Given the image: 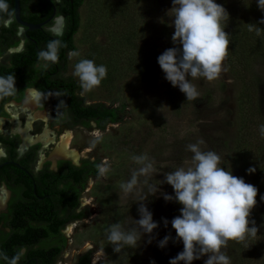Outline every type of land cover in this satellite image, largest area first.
Here are the masks:
<instances>
[{"label": "rangeland", "instance_id": "1", "mask_svg": "<svg viewBox=\"0 0 264 264\" xmlns=\"http://www.w3.org/2000/svg\"><path fill=\"white\" fill-rule=\"evenodd\" d=\"M215 2L230 14L245 0ZM172 7V0H85L78 9L80 26L74 44L80 56L69 59L67 54L66 69L59 77L79 85L72 73L75 63L82 58L106 66L107 77L99 87L88 93L80 88L76 94L84 105L100 104L118 112L116 120L104 124L102 129L94 122L86 127L74 126L66 117L60 97L52 96L43 111L50 109L48 123L41 120L32 123L30 134L33 136L47 128L58 139L63 132L70 131L74 149L80 153L89 149L90 152L77 163L70 160L71 165L79 166L82 161L100 165L107 160L110 166L106 177H99L97 172L86 178L75 211L81 215L71 222L70 237L62 235L64 243L54 264H77V259L83 255H87L89 261L92 258V264L95 259L97 264H169L170 259L183 250V245L180 241L173 243L175 230L171 220L180 214L182 206L164 200L163 194L174 195L167 183L159 185L161 191L143 201L158 224L151 234V243H148L149 234H144L137 246L125 245L116 253L108 244L106 230L115 223L124 231L136 228L135 220L140 218L138 201L148 191L144 182L157 184L164 179V173L179 166H190L193 154L186 146L200 140L204 141L200 144L202 151L211 150L221 157L224 170H231L233 175L258 189L257 204L250 216L258 228L257 234L249 235L242 242L229 241L222 251L230 257L231 264H264V201L261 200L264 196V135L260 132L264 125V58L247 53L248 47L243 44H240L242 50L229 47L223 61L225 70L220 77L212 82L203 78L191 80L200 95L196 100H186L179 88L165 79L157 62L166 49L179 47L171 40L175 31ZM9 21L4 19L1 23L7 27ZM53 23L45 25V30L49 31ZM57 30L56 25L54 31ZM16 32L18 35L21 31ZM260 36L264 38V33ZM7 56V51L0 56L1 65L7 64ZM243 77L244 81L249 80V90L258 107L251 117L247 105L243 106V112L238 110ZM239 117L246 122L250 119L249 124L243 123L247 128L241 125ZM26 118L25 113H20L19 128H24ZM8 127L12 129V122ZM43 146L36 148L40 150L38 155L34 153V161L36 156L41 161ZM56 148L57 144L51 145L42 153V161L48 162V168L53 169L48 158ZM134 155H147L158 172L140 175L135 190L127 194L120 185L141 167L132 160ZM57 160L63 159L57 158L55 162ZM249 168L255 171L249 174ZM163 219L169 222L167 227ZM169 234L173 239L165 247H158V242ZM87 244L91 248L84 252ZM206 259L204 256L192 264H204Z\"/></svg>", "mask_w": 264, "mask_h": 264}, {"label": "clouds", "instance_id": "2", "mask_svg": "<svg viewBox=\"0 0 264 264\" xmlns=\"http://www.w3.org/2000/svg\"><path fill=\"white\" fill-rule=\"evenodd\" d=\"M172 3L175 31L171 40L179 47L166 49L158 56L157 62L165 79L173 87H178L186 100H196L200 94L191 80L203 78L212 82L225 70L223 61L227 58L230 41L222 21L228 20V13L215 0H172ZM257 6L264 11V0H257ZM0 14L13 15L7 0H0ZM259 23L264 24V19ZM54 35L62 33L57 30ZM66 47L67 44L60 39L50 40L46 49L37 53L36 67L47 69L50 64L58 63L59 50ZM79 56L78 51L68 52L69 59ZM72 74L78 79L82 91L88 93L107 77V68L97 65L92 59L82 58L75 63ZM16 92L14 74L0 76V99ZM25 92L27 101L35 105L43 104L52 96L60 97L59 92L45 93L36 88H25ZM260 132L264 135V125H261ZM202 143L204 141L200 140L186 146V150L193 154L190 166H179L164 173V179L157 184L144 182L148 191L138 201L140 218L135 220L137 227L124 231L119 223H115L106 230L108 244L113 246L114 252H120L125 245L137 246L144 234H149L148 243H151V234L158 224L153 221L152 213L143 201L160 192L159 185L163 183L170 185L174 192V195L163 194L164 200L182 206L180 214L171 220V227L175 230L173 243L182 242L183 250L170 259L169 264H192L204 256H207L204 264H231L230 257L222 249L227 248L229 241L242 242L249 235L257 234L258 228L250 216L257 204L258 189L242 177L233 175L231 170H224L221 157L211 150L202 151ZM132 160L141 167L120 185L127 194L135 190L140 175L158 172L154 161L147 155H134ZM109 170L107 160L97 165L101 178L106 177ZM254 171V168L247 169L249 174ZM261 200L264 201V196ZM168 223L163 219L165 227ZM170 239H173L171 234L166 235L158 242V247H165ZM19 258V255L12 258L11 264H17Z\"/></svg>", "mask_w": 264, "mask_h": 264}, {"label": "trees", "instance_id": "3", "mask_svg": "<svg viewBox=\"0 0 264 264\" xmlns=\"http://www.w3.org/2000/svg\"><path fill=\"white\" fill-rule=\"evenodd\" d=\"M48 1L50 3H46L43 0H19V7L24 10L22 18L26 22L30 24L42 23L50 18L54 10L55 16L59 15L63 18V29L60 36L50 34L47 30L37 31L33 29L28 31L24 29L22 50L18 53L9 54L6 58L7 64H0V76L13 73L17 89L15 95L0 99V116L3 115L1 107L4 103L8 100L19 102L23 98V90L25 88H36L45 93H60V99L63 101V106L66 109V117L72 125L86 127L88 123L94 122L99 129H102L104 124L113 123L116 120L118 110L106 109L100 104L84 105L82 98L76 94L80 90V86L71 79L63 80L59 77L66 69L68 52L75 51L74 36L80 26L78 9L83 6L85 0ZM7 3L12 12L13 0H7ZM6 17H8L7 14H0V56L4 54L6 48L14 47L18 42L15 36L18 25L12 21L8 28L2 26L1 22ZM261 19H264V11L258 8L257 0H245V3L237 5L233 13H228V20L222 21V27L228 33L229 47L236 46L242 50L240 44H243L248 47L247 53L252 52L255 54V57L260 56L264 58V38L260 36L261 33H264V24L259 23ZM51 24L52 22L49 21L46 26L48 27ZM241 36L246 39H239ZM250 37L252 39H249ZM52 39H60L63 43L67 44V47L59 50L58 63L50 64L47 69H39L36 67L37 53L40 50L46 49L47 43ZM244 78L239 101L240 109L238 110L243 112V106L247 105L249 116L251 117L252 114L257 113L258 107L249 90V80L244 81ZM240 79H242L241 76ZM48 103H50V97L48 100L43 101V104L38 105V109L43 110L44 106ZM239 119L241 125H245L246 127V124H249L250 119L247 122L243 117H239ZM1 142L5 144L6 157L9 160L14 159L16 156L14 150L18 142L17 138L7 139L0 137ZM34 149L32 151L30 149L25 155V158H23L24 162L32 161ZM262 154H264V144L262 145ZM47 166L48 163L46 162L43 171L38 174L40 182L44 184L40 187H48L54 190L56 186H60L54 197L59 212H64L66 215L61 220V223L63 224L69 219H79L81 214L73 213V210L78 206L77 198L79 192L84 187L86 178L97 174V165L88 161H82L79 166H73L69 161L58 160L56 161V171H47ZM15 178H20V173H17ZM12 235L15 239L21 241L25 238L28 240L29 238L26 234ZM52 235H54L53 232L39 237H51ZM63 243L64 240L61 238L59 244L55 246H44L35 250L29 249L23 255L18 254V248L21 247L20 244L2 247L0 248V264H11L12 258L17 255L20 257L17 264H54ZM90 261L87 255H83L77 259V264H89Z\"/></svg>", "mask_w": 264, "mask_h": 264}, {"label": "flooded vegetation", "instance_id": "4", "mask_svg": "<svg viewBox=\"0 0 264 264\" xmlns=\"http://www.w3.org/2000/svg\"><path fill=\"white\" fill-rule=\"evenodd\" d=\"M22 14H24V10L19 7V19L25 23H28L23 20ZM5 19H9L10 21L8 22L7 27H4L3 25L2 26L4 28H8L9 24L14 21L13 15L11 17L8 16ZM59 22H61V20L59 18H55L53 23L54 26L52 28H49V31L51 33L54 34V28L56 27V25H59ZM44 26L45 25L35 30H45L47 27L45 28ZM19 27L21 26L18 25L16 30H19L21 32H18V35L17 32L15 33V36L18 40L17 45L5 49L8 55L12 53H18L23 48L22 37H24V29L22 27V30L18 29ZM62 29L63 26L61 23V27H58V30L61 32ZM25 98L26 92L24 89L22 100L19 102L8 100L2 105L1 108L3 115L0 116V120L5 121L6 124V129L4 128L5 133L0 132V137L5 136V138L7 139L17 137L18 141L14 150L16 156L12 160H9L6 157L5 144L3 142L0 143V248L9 247L11 245L17 246L18 244H20L21 247L18 248V254L22 255L25 254V252L29 249L35 250L44 246L48 247L59 244L62 235L70 237V235L66 234V230L69 226H71V222L78 220L69 219L63 224L61 223V220H63L66 215L64 214V212H59V208L54 197L56 196L60 186H56L54 190H51L48 187H40L44 184L40 182L38 174L43 171L44 164L46 162H40L39 160H37V156L35 161V156L30 162L23 161V158H25V155L29 152L30 149L32 151L35 147L37 148L39 146L40 148L42 144L41 141H37L35 142L37 144H31L23 151L21 149V146L23 145L22 133L19 132L18 134V131H12L13 127H17V122L11 115V111L9 112V108L7 109V106L10 104H23ZM11 122L13 127L9 130L8 125L11 124ZM39 150L40 149H34V153L37 152L38 155ZM67 161L70 160L68 159ZM32 164H34L33 172ZM51 167H53V169L50 167L48 168L47 166V171H56V162L54 163V165L51 163ZM17 173H20V178H15ZM86 191H88V189ZM78 199L79 198H77V201ZM76 208L73 210V213H76ZM52 232L54 233V235H52L51 237H39L46 233L49 234ZM12 234H26L29 238L28 240H26L25 238L23 239V241H21L19 239H15Z\"/></svg>", "mask_w": 264, "mask_h": 264}, {"label": "bare ground", "instance_id": "5", "mask_svg": "<svg viewBox=\"0 0 264 264\" xmlns=\"http://www.w3.org/2000/svg\"><path fill=\"white\" fill-rule=\"evenodd\" d=\"M57 26L61 27V22H59V25H57ZM36 106L37 105L28 102L26 98L23 101V104H21L20 106H16L14 104H10L7 106V109L9 108V112L11 111V113H12L11 115L14 117V120L17 122V127L16 128L13 127L12 131L13 132L18 131V134H19V132L22 133L23 145L21 146V149L23 151L29 145H31V144L33 145V143H35L37 141H41L42 145H44L42 147V151L40 153V159H41L40 162H42L43 158H41V157L43 156V154H42L43 151H45L47 148H49V146L57 144V148L55 149V151L52 153V155L48 159V161H50L53 165H54L55 160L57 158L65 159V160L69 159L73 163H77L81 158L85 157L90 152L89 149H86L82 153H80L71 146V142H72L73 137H72V133L70 131L63 132V134L58 139H56L57 137L55 135H53V133L50 132L47 128L44 129L43 132L40 134H37L34 136L31 135L30 133L33 131V129L31 128L32 123L35 120H41L44 123H48L47 121L49 120L48 116L50 114L49 113L50 109L47 108V111L43 112L44 110H36ZM19 110H21V112ZM20 113H25L26 117H27L26 121H25V126L23 129L19 128V125L21 123L20 124L18 123V121H19L18 117H19ZM5 126H6L5 121L0 120V132L5 133V131H4ZM0 204H1V202H0ZM86 204H87V202H86ZM72 229H73V226H69L66 230V234L71 235ZM90 248H91V246L89 244H87L83 248V251L87 252L88 250H90ZM94 264H97V259H95Z\"/></svg>", "mask_w": 264, "mask_h": 264}, {"label": "water", "instance_id": "6", "mask_svg": "<svg viewBox=\"0 0 264 264\" xmlns=\"http://www.w3.org/2000/svg\"><path fill=\"white\" fill-rule=\"evenodd\" d=\"M43 1L46 3H50V1H48V0H43ZM12 11H13V19H14L15 23L18 24L19 26H21L23 29H26L28 31L33 30V29H39L41 26L46 25L49 21H51V22L54 21L55 18H59L61 20V23L63 26L62 17L61 16L55 17L54 10L52 11L50 18H48L46 21L39 23V24H36V25L25 23L19 19V16H18V14H19L18 0H13Z\"/></svg>", "mask_w": 264, "mask_h": 264}, {"label": "built area", "instance_id": "7", "mask_svg": "<svg viewBox=\"0 0 264 264\" xmlns=\"http://www.w3.org/2000/svg\"><path fill=\"white\" fill-rule=\"evenodd\" d=\"M18 29H21V30H22V28H21V27H19Z\"/></svg>", "mask_w": 264, "mask_h": 264}]
</instances>
